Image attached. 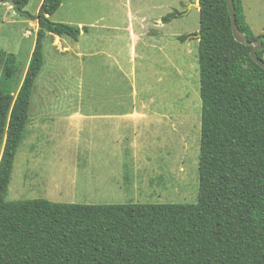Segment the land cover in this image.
Segmentation results:
<instances>
[{
	"label": "trees",
	"instance_id": "16d2710c",
	"mask_svg": "<svg viewBox=\"0 0 264 264\" xmlns=\"http://www.w3.org/2000/svg\"><path fill=\"white\" fill-rule=\"evenodd\" d=\"M14 2L38 30L22 82L17 57L0 50V264H264V70L252 46L234 39L227 0H198L197 201L103 205L7 200L43 42L48 34L80 36L51 21L62 0H43L36 16L25 11L28 0ZM233 8L239 33L259 42L264 62V35L253 34L242 0ZM179 17L173 10L161 22Z\"/></svg>",
	"mask_w": 264,
	"mask_h": 264
},
{
	"label": "rangeland",
	"instance_id": "374dc122",
	"mask_svg": "<svg viewBox=\"0 0 264 264\" xmlns=\"http://www.w3.org/2000/svg\"><path fill=\"white\" fill-rule=\"evenodd\" d=\"M41 1L28 0L25 11L36 16ZM192 3L198 1L62 0L50 19L78 27L80 36L75 42L47 35L43 42L44 65L34 86L25 136L15 156L8 201L132 203L120 196L85 197L74 184L55 182L52 171L60 168L62 160L65 165L69 163L66 155L70 149L67 151L69 125L63 120L53 121V115L59 106L79 103L149 104L155 122L149 119L145 124V138L154 133L157 137L152 147L151 140L147 143L140 164L147 161L153 176L148 190L142 191L148 198L135 203L197 201L201 101L195 36L199 16ZM242 3L253 33L264 35V0ZM7 6L0 4V50L17 57L22 82L38 24ZM173 10L186 12L182 18L162 25L161 18ZM130 28L132 36H142L134 63ZM188 35L194 37L181 40Z\"/></svg>",
	"mask_w": 264,
	"mask_h": 264
},
{
	"label": "crops",
	"instance_id": "0c3cea01",
	"mask_svg": "<svg viewBox=\"0 0 264 264\" xmlns=\"http://www.w3.org/2000/svg\"><path fill=\"white\" fill-rule=\"evenodd\" d=\"M7 7L14 11L12 6ZM243 10L247 22L244 5ZM129 32L130 57L134 63L137 58V42L141 41L142 36L140 39L132 36L131 28ZM150 107L144 103H79L59 106L53 121L63 120L68 123L67 151L70 150L66 155L69 163L65 165L62 160L60 168L52 171L55 182L74 184L75 188L85 192V197H127L132 200L131 204L146 200L148 197L142 191L148 190L153 172L149 173L147 161L141 165L140 159L145 154L143 150L147 143L151 140L149 144L152 147L157 137L154 133L153 137L145 138V124H148L149 119L155 122V114L151 113ZM103 204L120 203L85 205Z\"/></svg>",
	"mask_w": 264,
	"mask_h": 264
},
{
	"label": "water",
	"instance_id": "95a60500",
	"mask_svg": "<svg viewBox=\"0 0 264 264\" xmlns=\"http://www.w3.org/2000/svg\"><path fill=\"white\" fill-rule=\"evenodd\" d=\"M0 4H8L10 6H12L13 8H16V3L14 2V0H0ZM227 4H228V10H229V14H230V19H231V28H232V32H233V36L234 39L245 45V46H252V50H251V58L253 59V61L260 66L263 70H264V62L261 61L258 57H257V50H258V45L259 42L258 41H254V42H249L247 40V38L242 35L241 33H239L237 26H236V19H235V13H234V8H233V0H227ZM192 6L195 9H199V4L198 3H192ZM188 10H190V7L188 8ZM195 38H198V35L195 36ZM244 67H247V65H244Z\"/></svg>",
	"mask_w": 264,
	"mask_h": 264
},
{
	"label": "flooded vegetation",
	"instance_id": "af4514ba",
	"mask_svg": "<svg viewBox=\"0 0 264 264\" xmlns=\"http://www.w3.org/2000/svg\"><path fill=\"white\" fill-rule=\"evenodd\" d=\"M185 12H186V11L183 10V11H180L179 13H180V14L182 15V17H183V16L185 15ZM182 17H180V18H182Z\"/></svg>",
	"mask_w": 264,
	"mask_h": 264
}]
</instances>
